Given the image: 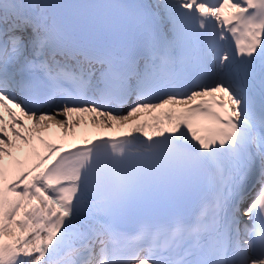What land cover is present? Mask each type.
Returning a JSON list of instances; mask_svg holds the SVG:
<instances>
[{
    "label": "snow or ice",
    "instance_id": "1",
    "mask_svg": "<svg viewBox=\"0 0 264 264\" xmlns=\"http://www.w3.org/2000/svg\"><path fill=\"white\" fill-rule=\"evenodd\" d=\"M0 264H264V0H0Z\"/></svg>",
    "mask_w": 264,
    "mask_h": 264
},
{
    "label": "bare ground",
    "instance_id": "2",
    "mask_svg": "<svg viewBox=\"0 0 264 264\" xmlns=\"http://www.w3.org/2000/svg\"><path fill=\"white\" fill-rule=\"evenodd\" d=\"M148 2H151V0H148ZM169 107H170V106H169ZM92 131H93V133H94V132H96L97 130L93 129ZM120 131H121V130H115V131H108V130H105L103 134H104L105 136H113V135L119 134ZM80 137H81V130L78 129V130H77V142H78V143H81V142H82V140H81Z\"/></svg>",
    "mask_w": 264,
    "mask_h": 264
}]
</instances>
